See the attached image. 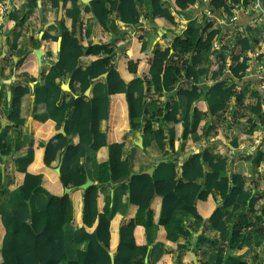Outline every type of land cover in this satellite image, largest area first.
<instances>
[{"label":"crops","instance_id":"obj_1","mask_svg":"<svg viewBox=\"0 0 264 264\" xmlns=\"http://www.w3.org/2000/svg\"><path fill=\"white\" fill-rule=\"evenodd\" d=\"M91 1L77 0L80 15L75 21L68 11L72 7L70 0H58L55 7L50 0H36V6L30 10L27 9V0H21L19 10L7 16L4 27L0 30V146L3 144L9 149V153L4 155L0 151V264L3 261L2 242L7 230L14 231L23 221L32 222L33 216L38 217L37 225H42L43 209L50 194L61 196L66 193L69 195L72 205L71 219L64 226L66 260L60 264L75 261L78 252L85 251L89 245L88 241L77 243L74 238V232L83 226L84 190L81 187L65 188L60 183V168L64 152H60L59 158L53 161L50 166L43 164L40 158L35 159L28 166L29 170L43 174L44 189L34 193L27 202H23L17 193L24 180V173L19 170L18 161L27 155L31 147L40 148L39 142L47 141L56 133L63 132L62 134H65V121L70 120L74 114V107L70 106L71 101L80 98L85 102L90 99H102L108 95L107 73L105 77H103V73L92 78L90 85L84 90L79 81H72L70 72L53 76L55 72L53 65L63 58V54H61L63 28L69 33H73L78 44L83 47L106 44L107 48L113 52L112 61L116 70L128 83L135 77V74L129 72L127 62L135 61L141 57L140 36L146 43L145 53L169 48L170 57L166 62L169 64L176 59L174 54L177 48L175 38H186L190 27H200L203 21L207 20L212 24V28L221 31V35H219L221 38L219 41L215 39L211 52L203 56L204 65L209 67V74L200 84L203 90L213 85L212 74L218 70V64H220L219 51L227 52V50H223L225 39L232 36L233 42L235 36L233 33L236 32L229 30L221 23L222 14L221 16L217 15L211 10L210 2L212 0H197L182 14H175L172 0H160L163 6L167 7L175 16V24H171L162 17H155L154 20L145 17L148 0H142L137 3V7L141 11L138 24L131 25L121 21L117 8L108 15L107 28H104L96 19L91 8L86 9ZM100 1L104 2L108 8L112 0ZM15 16L19 18L18 23H16ZM255 17L256 12L254 11L241 10L238 13L237 23L244 29L243 33L245 32L256 41L254 49L264 46V25L252 22ZM22 19L24 22L20 23ZM46 35L49 37H45ZM214 42L219 44L218 49L214 48ZM38 50H41V57L35 54ZM103 56L102 53L99 56L83 55L79 58L77 67L84 70L92 60ZM230 65L231 61L227 55L226 67L228 68ZM143 67L144 65L140 69ZM227 68L224 69L225 76L230 74ZM245 74L241 81H235L243 88L245 99L248 93L252 101L248 106L249 124L247 128H244L245 126L240 122L221 127L222 134L227 136L224 143L216 135L211 134L202 136L193 133L189 134L186 139L182 138L186 98L179 95V92L189 89L190 81L181 80L172 91L161 94H157L151 89L146 95V112L135 119H130L128 116L125 95L123 93L111 95L109 119L103 120L99 124L100 131L107 132L109 127L113 128L115 125V135L110 132L109 139L116 136L118 141L124 140L122 158L128 160L130 174L153 176L160 164L174 162L180 177L183 171L182 165L190 156L208 151L215 157H228L227 176L241 174L245 180L244 190L256 197L252 208L246 207L241 210L244 215L242 213L238 215L236 212L225 221L223 232L213 228L208 221L214 209L222 206L219 196L216 195L213 198L211 194L206 200H195L193 202L194 211L181 209L174 213V216L182 221L185 229L189 231L187 236L179 237L176 241L167 239L166 232L162 227L153 226L147 230L145 235V231L140 225L136 226L134 230L136 242L143 244L146 241L145 236L148 239L146 263L201 264L214 262L216 247L232 231L237 230L246 243L242 245L241 249H232L231 254L241 256L246 264H264V218L261 216L264 209V160L258 165H255L253 161L260 152H264V124H260L261 116L255 117L253 113L252 108L256 105V98L252 96V93L254 90L258 92L262 113H264L263 96L258 90L257 80L253 77H246ZM137 76L142 77L143 75L137 74ZM52 77H54L53 81ZM143 86L145 92L147 86L144 83ZM20 87L26 89V92L20 99L19 119L22 123L17 125L10 119L9 101L17 96L18 91H15ZM247 88L250 91L245 90ZM167 102L178 104L177 118L179 121H163L162 118L151 119L153 113L159 108H163ZM234 103L237 104L235 101ZM232 106L234 108L233 104ZM194 107L204 110L206 102H196ZM149 120H151L152 130L161 127L166 132L163 149L158 147L151 134L145 132V125ZM131 122L136 126L130 127ZM213 123L210 121V125L213 126ZM252 123L255 125L251 132ZM232 140H236L238 147L235 148L230 144ZM69 141L72 146H76L79 143V137L77 134H71ZM231 149H234L237 154L231 155ZM107 154V146H102L97 152L89 149L80 161L89 168L90 175L87 178L92 181V185L97 184L95 177L97 164L105 160ZM244 154L251 155L252 159H246ZM132 176L129 175V177ZM66 189L69 190L66 191ZM106 201L111 210L108 217L110 222L109 252L113 258L120 241L119 228L122 220L124 218L134 219L138 207L128 201V193L124 192L117 184L103 183L99 185L96 204L98 212L103 210ZM162 203L163 196L154 190L150 200L154 222H158ZM193 213L198 214L199 218ZM86 229L92 231L93 226L86 227Z\"/></svg>","mask_w":264,"mask_h":264},{"label":"trees","instance_id":"obj_2","mask_svg":"<svg viewBox=\"0 0 264 264\" xmlns=\"http://www.w3.org/2000/svg\"><path fill=\"white\" fill-rule=\"evenodd\" d=\"M55 7L58 0H50ZM72 7L69 14L76 21L80 15L77 0H70ZM119 1V4H118ZM142 0H112L107 8L104 2L92 0L88 9H92L96 19L107 28L108 15L114 10L119 11L121 21L126 24H138L141 11L137 3ZM175 14H182L189 6L197 0H172ZM255 0H212L211 10L217 15L229 13L233 4L239 3L249 6ZM264 5V1L262 2ZM27 9L36 6V0H27ZM14 13V12H12ZM11 13V14H12ZM145 17L154 20L155 17H162L175 24V16L164 7L160 0H148L147 13ZM16 23L19 18L15 16ZM24 20H20L23 23ZM234 32V31H232ZM63 40L61 54L63 58L53 65V76L70 72L72 81H79L82 89H86L91 79L103 73H107V97L102 99H90L83 101L80 98L71 101L70 106L74 107V114L70 120L65 121V134L56 133L45 142H39L40 148L31 147L27 155L18 161L19 170L24 173L23 183L18 188V195L23 202L29 201L33 194L44 189L42 184L43 174L28 169V166L37 158L42 163L50 166L59 158L60 152H64L60 168L59 180L65 188H79L85 183L90 175L89 168L81 163L82 157L89 149L97 152L102 146H107V158L97 164L95 177L97 184L89 186L83 191L82 221L83 226L74 232L77 243L88 241L89 245L85 251H79L77 258L68 264H148L145 262L148 239L143 244L136 242L134 237L135 227L140 225L146 232L153 226L162 227L166 232V238L176 241L179 237L188 235L182 221L178 220L174 213L177 210L194 211L195 200H206L211 194L213 198L219 196L222 202L221 207H216L208 221L210 225L222 232L225 230V221L230 219L233 213H244L246 207L252 208L256 197L244 190L245 180L241 174L227 176L228 157H215L208 151L194 154L182 165V174L179 177L176 166L171 162L162 163L153 176L148 174H137L129 177L131 169L127 159L122 158L124 140H117V137L109 139V133L115 135V125L109 127L107 132H101L100 126L103 120L109 119L110 97L116 93H123L127 103V112L130 119L139 118L146 112V95L153 89L157 94L170 92L181 80L190 81V88L181 90L179 95L186 98V114L183 117L182 138L186 139L189 134L216 135L222 143L226 142L227 136L222 134L221 128L210 125L207 117L218 118L228 103L234 100L242 104L245 99L243 88L236 82L241 81L247 69V61L256 46V41L250 38L245 32L236 31L232 45L227 52L219 51L220 64L218 70L212 74L213 85L205 88L200 86L203 79L209 74V67L204 65V54L210 53L213 41L220 40L221 31L212 28L207 20L203 21L200 27H190L186 38L176 37L175 60L166 64L170 57V49L156 50L145 53L146 43L142 36L141 57L137 60H129L127 68L135 77L126 83L116 70L113 63V52L106 44L81 46L73 33L63 28ZM49 37V36H45ZM91 61V64L84 70L77 67L79 58L83 55H100ZM230 58L231 65L226 67V56ZM144 65L142 69L140 67ZM227 68L229 75L224 74ZM137 74L143 75L137 76ZM54 77L51 80H54ZM232 79V80H231ZM236 80V81H235ZM143 83L147 86L144 92ZM18 91V92H17ZM17 96L9 101L10 119L17 125L22 122L19 119L20 99L26 89H16ZM252 96L256 98V105L252 108L256 116H261L260 124H264V113L261 110V101L258 92L254 90ZM205 101L206 108L194 107L196 102ZM48 104V102H47ZM50 107V104H48ZM179 106L175 103H165L153 113L151 119L162 118L163 121L178 122ZM216 121V120H215ZM251 121V120H250ZM130 127L136 126L133 122ZM254 123L250 127L251 132ZM231 126V125H230ZM59 128V125L57 124ZM35 128L33 129V131ZM145 132L153 136L160 149L165 146L166 132L161 127L152 130L151 120L145 125ZM77 134L79 143L72 146L69 135ZM230 144L238 147L236 140ZM1 153L8 154L9 149L2 144ZM237 152L235 153V155ZM245 155V154H244ZM251 160L252 156L245 155ZM264 160V152H260L253 159L258 165ZM205 166V167H204ZM105 167V168H103ZM104 175V176H103ZM1 180V175H0ZM202 181V182H201ZM103 183L117 184L124 192L128 193V201L137 205V213L134 219L124 218L119 228L120 241L111 257L109 252V220L111 210L106 201L103 210L97 211L98 187ZM154 190L163 196V203L158 222L153 221V210L150 208V200ZM72 205L68 194L61 196L50 194L42 213V225L38 224V217L33 216L32 222H21L14 230H7L2 242L1 264H60L66 260L64 247V226L71 219ZM197 218L198 214L193 213ZM264 218V209L261 213ZM224 219V221H223ZM88 231L86 227H92ZM161 228V229H162ZM157 243V242H156ZM240 232L234 230L217 247L214 262L201 264H246L241 256H233L232 249H241L245 244ZM226 248V249H225ZM113 261V263H112Z\"/></svg>","mask_w":264,"mask_h":264},{"label":"built area","instance_id":"obj_3","mask_svg":"<svg viewBox=\"0 0 264 264\" xmlns=\"http://www.w3.org/2000/svg\"><path fill=\"white\" fill-rule=\"evenodd\" d=\"M21 0H0V30L4 27L7 16L19 10ZM256 12V17L252 22H257L264 25V5L261 0H255L249 6H244L239 3L232 5L229 13H223L220 17L221 23L229 30L243 32L244 29L237 25L239 11ZM214 48L218 49L219 44L214 42ZM246 77H253L257 80V87L260 94L263 96L264 108V46L254 49L247 61ZM264 130V127H263ZM231 155H235V150H230Z\"/></svg>","mask_w":264,"mask_h":264},{"label":"rangeland","instance_id":"obj_4","mask_svg":"<svg viewBox=\"0 0 264 264\" xmlns=\"http://www.w3.org/2000/svg\"><path fill=\"white\" fill-rule=\"evenodd\" d=\"M232 38L233 37L231 36L230 38L225 39V45H224L223 50H227V51L229 50L230 46L232 45ZM245 90L250 91L249 88H247ZM251 102H252L251 98L249 97V95L247 93L246 99L244 100V102L242 104H235L234 101L232 100L231 103H229L228 107L224 111L221 112V115L217 119L212 118V117L211 118L207 117V118H208V120L210 119V121L214 122L215 123L214 126H217V128H219V129L221 127L224 128L226 126H230L235 122L243 123V125L245 126L244 128H247L248 127L247 125L249 124L248 123V121H249L248 106L251 105ZM232 104L234 105V108H233ZM223 130H225V129H223Z\"/></svg>","mask_w":264,"mask_h":264},{"label":"water","instance_id":"obj_5","mask_svg":"<svg viewBox=\"0 0 264 264\" xmlns=\"http://www.w3.org/2000/svg\"><path fill=\"white\" fill-rule=\"evenodd\" d=\"M35 54L38 56V57H41V50H38V51H36L35 52ZM106 76V73H104L103 74V77H105ZM63 133V132H62ZM57 172H59V169H57ZM133 175V173H131L130 174V176H132ZM130 178L131 177H128L125 181L126 182H129L130 181ZM90 185H92V181L89 179V178H87V180H86V182L84 183V184H82L80 187L83 189V190H85V189H87ZM69 189H66V191H68Z\"/></svg>","mask_w":264,"mask_h":264}]
</instances>
